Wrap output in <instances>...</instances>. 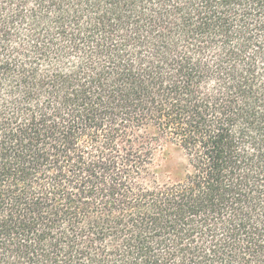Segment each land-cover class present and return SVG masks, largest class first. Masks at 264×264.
Wrapping results in <instances>:
<instances>
[{"label": "trees", "instance_id": "obj_1", "mask_svg": "<svg viewBox=\"0 0 264 264\" xmlns=\"http://www.w3.org/2000/svg\"><path fill=\"white\" fill-rule=\"evenodd\" d=\"M0 264H264V0H0Z\"/></svg>", "mask_w": 264, "mask_h": 264}]
</instances>
